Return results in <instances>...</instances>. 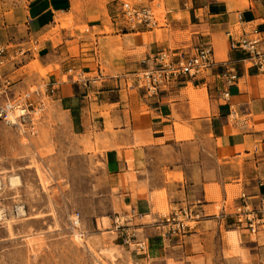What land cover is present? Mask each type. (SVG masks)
Masks as SVG:
<instances>
[{
	"label": "crops",
	"instance_id": "0c3cea01",
	"mask_svg": "<svg viewBox=\"0 0 264 264\" xmlns=\"http://www.w3.org/2000/svg\"><path fill=\"white\" fill-rule=\"evenodd\" d=\"M120 1L104 15L78 14L73 0H0V44L34 48L20 64L6 63L2 75L13 90L44 85L77 134L101 149L110 227L113 216L132 210L145 241L138 251L111 235L118 264H229L231 249L243 264L240 254L252 256L254 246L226 213L241 191L263 190L264 72L229 42L257 34L264 48V0H130L164 11L161 25L134 29L116 15ZM201 45L233 65V85H225L219 63L151 96L131 84V74L151 67L159 51L190 56ZM71 71L89 83L74 81ZM184 203L203 218L184 236H166L157 223L162 209ZM259 235L264 239V229Z\"/></svg>",
	"mask_w": 264,
	"mask_h": 264
},
{
	"label": "rangeland",
	"instance_id": "374dc122",
	"mask_svg": "<svg viewBox=\"0 0 264 264\" xmlns=\"http://www.w3.org/2000/svg\"><path fill=\"white\" fill-rule=\"evenodd\" d=\"M114 1L73 0L74 11L81 14L87 8V14L107 15L106 8ZM153 7L163 23L162 6ZM69 15L60 18L62 24ZM28 67L35 70L31 64ZM42 101L34 135L20 134L0 121V206L7 209L6 218L0 221V264H118L114 234L107 232L111 228L105 216L109 201L101 195L105 188L101 149L77 134L55 101L49 97ZM11 175L19 177V185H10ZM16 204L24 206L23 216L11 213ZM220 207L218 199L214 211ZM75 213L86 232L82 240L74 238L70 226ZM246 241L254 248L252 256L240 254L241 263L264 264V245L257 247L264 239L248 235ZM238 253L237 249L226 253L229 264H240L233 259Z\"/></svg>",
	"mask_w": 264,
	"mask_h": 264
},
{
	"label": "built area",
	"instance_id": "2783aa9c",
	"mask_svg": "<svg viewBox=\"0 0 264 264\" xmlns=\"http://www.w3.org/2000/svg\"><path fill=\"white\" fill-rule=\"evenodd\" d=\"M115 12L122 20L123 26L128 29L153 28L161 25L158 15L148 5L121 0L116 4ZM259 42L260 38L257 34L251 37L242 35L231 39L229 46L231 49L244 51L248 63L260 72H264V48L259 46ZM11 48L13 47L8 44H0V78L2 79L0 84V121L5 125L15 127L20 134L34 135L38 125L37 110H41L38 104L43 105L42 99L49 97V92L44 85L22 90L10 88L11 82L2 75L3 67L8 62L13 65L20 64L24 56L34 49H26L22 46L13 50ZM215 63H219L223 69L222 76L225 85H233L238 79L233 65L229 61H215L209 45L197 47L196 52L190 56H185L180 52L159 51L152 57V66L134 71L130 76V82L151 96L155 95L161 87L184 76L193 78ZM71 72L74 74V81L89 83V79L81 77L80 72ZM221 95L226 99L228 90L224 89ZM259 184L263 187L260 193L249 195L245 191H241L232 212L226 213L233 217V224L236 228L244 230L253 237H256L264 229V181ZM20 209L25 213L23 205H13L11 213L17 217L23 216L24 213L19 212ZM6 216L7 209L0 206V221L4 220ZM133 216L132 210L127 215L116 214L112 217L109 229L114 235L121 238L122 244L143 251L145 241L139 237L138 231L132 224ZM203 216L202 211L196 205L184 203L170 211L161 213L157 223L165 228L166 236L181 237L192 232ZM70 226L74 238L82 240L86 232L81 227L78 213L73 214L70 218Z\"/></svg>",
	"mask_w": 264,
	"mask_h": 264
},
{
	"label": "bare ground",
	"instance_id": "6f19581e",
	"mask_svg": "<svg viewBox=\"0 0 264 264\" xmlns=\"http://www.w3.org/2000/svg\"><path fill=\"white\" fill-rule=\"evenodd\" d=\"M8 181H9V183H10V185L11 186H14V185H19L20 184V179H19V177L18 176H14V175H11V176H9V179H8ZM19 212H22V213H24L23 212V210H19ZM25 214V213H24ZM28 218V217H27ZM27 218H25V219H27ZM9 222V221H8ZM10 224V223H9ZM8 230H9V232H10V229H11V226L10 225H8ZM11 233V232H10ZM234 238V237H233ZM233 241L235 242V239H233Z\"/></svg>",
	"mask_w": 264,
	"mask_h": 264
}]
</instances>
